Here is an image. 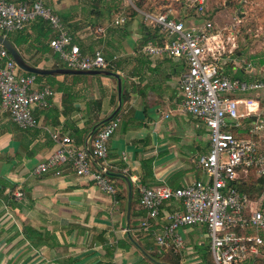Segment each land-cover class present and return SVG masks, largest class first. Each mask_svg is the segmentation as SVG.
<instances>
[{"label":"crops","instance_id":"1","mask_svg":"<svg viewBox=\"0 0 264 264\" xmlns=\"http://www.w3.org/2000/svg\"><path fill=\"white\" fill-rule=\"evenodd\" d=\"M46 2L68 17V28L82 51L102 49L107 58H116L113 71L121 77L125 99L116 113L120 124L109 140L106 163L117 192L106 193L70 165L61 167L60 174L35 172L56 147L55 131L68 134L79 146L89 145V132L98 124L93 125L119 105L117 77L37 74L36 87L49 84L55 89L47 108H34L37 127H19L0 97V264H212L211 238L203 224L180 228L183 248L159 249L154 233L163 229L169 212L182 207L180 201L166 202L149 229L141 225L147 217L140 204L142 185L177 188L207 177L199 160L210 150V131L182 104L187 62L145 55L143 40L158 32L147 24L128 20L114 26L113 17L89 31L86 0ZM9 34L14 40L5 36L30 65L65 67L49 45L53 34L43 20ZM235 45L232 42L230 49ZM233 52L224 56L222 65L230 62L224 72L231 77L241 72L246 80L256 77L255 63ZM121 175L130 178L132 187ZM20 189L25 196L17 199L14 194Z\"/></svg>","mask_w":264,"mask_h":264},{"label":"built area","instance_id":"2","mask_svg":"<svg viewBox=\"0 0 264 264\" xmlns=\"http://www.w3.org/2000/svg\"><path fill=\"white\" fill-rule=\"evenodd\" d=\"M125 1L139 12L145 24L160 34L158 39L142 45L145 55L183 58L187 62L188 69L181 79L182 104L210 131V150L199 160L206 179H196L177 188L166 184L140 187V204L147 211L142 227H151L166 202L180 201L182 207L169 212L168 222L154 233L160 250L183 248L180 228L203 224L211 238L212 264H264V200L251 198L237 186L243 179L264 177V147L260 142L264 132V76L240 79L227 75L222 68L227 51L224 32L229 30L228 39L234 41L241 18H236L229 27L220 28L212 20L187 23L176 16L172 8L149 11L138 7L139 0ZM187 2L196 14L207 12L209 0ZM129 18L127 10H119L112 24L122 26ZM37 20L50 26L53 36L49 45L59 54L65 67L112 71L116 68V58H107L102 49L82 51L74 42L68 25L46 0H0V33L3 35L23 31ZM36 83L37 74L22 72L12 54L2 46L1 103L23 129L39 125L34 108H47L55 94L51 85L38 88ZM237 93L251 97L249 100L236 98L233 95ZM119 124L118 117L105 123L89 138L88 146H79L68 134L55 131L56 147L35 167V172L54 170L60 174L61 167L70 165L77 175L89 177L101 190L115 195L117 186L109 175L106 160L109 140ZM14 195L21 199L25 193L20 189Z\"/></svg>","mask_w":264,"mask_h":264},{"label":"rangeland","instance_id":"3","mask_svg":"<svg viewBox=\"0 0 264 264\" xmlns=\"http://www.w3.org/2000/svg\"><path fill=\"white\" fill-rule=\"evenodd\" d=\"M183 0H143V5L138 7L143 10L152 11L154 9H164L170 7L179 18L189 23L194 20H212L220 27H229L236 18H241L240 26L235 30V40H229V30L224 32V41L227 46L225 56L228 55V49L231 48L232 42H235L234 57L236 52L241 54L245 61L252 62L256 69L254 75L258 77L264 76V0H209L207 12L203 15L196 14L186 4L180 8L179 3ZM87 15L90 18L89 31L97 29V27L105 22L111 21L114 15L122 9L128 11L130 22L136 25H145L142 16L138 11L127 5L125 0H86ZM155 11V10H154ZM88 18V19H89ZM88 24V25H89ZM3 35V33H0ZM9 35V33L7 34ZM260 142L264 147V132L260 136ZM251 180L259 178L250 177ZM258 186V184H257ZM264 188V187H263ZM263 194V196H261ZM256 199L260 197L264 200V190ZM261 203V202H260ZM211 241V239H210Z\"/></svg>","mask_w":264,"mask_h":264},{"label":"water","instance_id":"4","mask_svg":"<svg viewBox=\"0 0 264 264\" xmlns=\"http://www.w3.org/2000/svg\"><path fill=\"white\" fill-rule=\"evenodd\" d=\"M0 43L7 48V50L12 54L16 62L19 64V66L29 72L35 73V74H68V73H85V74H100V75H111L117 77L119 81V91H118V99H119V105L115 112L109 116L107 119H105L102 122H105L111 118L114 117V115L119 111L121 104H122V80L121 77L118 73L112 71V70H82V69H70L67 67H60L56 69H42V68H37L29 63H27L22 56L20 55L19 51L17 50L16 46L14 43L5 35L0 34ZM123 178H125L129 184L130 187H132V183L130 178H128L125 175H121Z\"/></svg>","mask_w":264,"mask_h":264},{"label":"trees","instance_id":"5","mask_svg":"<svg viewBox=\"0 0 264 264\" xmlns=\"http://www.w3.org/2000/svg\"><path fill=\"white\" fill-rule=\"evenodd\" d=\"M138 3L140 5H143V0H139ZM184 4H186V1L183 0L182 3L180 2L179 5H180V8L182 6H184ZM187 5V4H186ZM168 8L170 7H166L164 9H153L152 11H165L167 10ZM57 12V11H56ZM58 15L62 18V20L68 25V17L64 14V13H61V12H57ZM160 37L159 33L156 31V32H153L151 35H147L145 37V39L143 40V43L147 42V41H150V40H156L157 37ZM9 38L13 39L14 40V37L12 34H9L8 35ZM51 47V46H50ZM52 48V47H51ZM235 55H238V52H236ZM264 63V60L262 61ZM230 63V62H229ZM229 63H226L225 65H222V68H225L226 66L229 65ZM39 78H43L44 76H41V75H38ZM235 77L237 78H240V79H245V76L243 75V73L239 72L238 74L235 75ZM122 99L124 100L125 99V93L123 92L122 93ZM117 117V114L114 115L113 118ZM111 118V119H113ZM111 119L105 121V122H102V120H98L93 126L97 125L91 132H89L90 136L89 138L91 139L92 137H94L96 135V133L99 131V129L107 122H109ZM109 175L111 178L114 179V177L112 176V174L110 173L109 171ZM258 184V186H257ZM237 186H238V189L243 192V193H247L251 198L253 199H256V197H258L260 194H262L263 190H264V177H261L257 180H251L250 178L248 179H243L241 181H239L237 183Z\"/></svg>","mask_w":264,"mask_h":264}]
</instances>
